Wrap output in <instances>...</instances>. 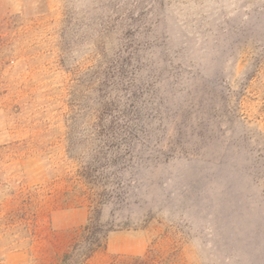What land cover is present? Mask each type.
Listing matches in <instances>:
<instances>
[{
	"label": "rangeland",
	"instance_id": "rangeland-1",
	"mask_svg": "<svg viewBox=\"0 0 264 264\" xmlns=\"http://www.w3.org/2000/svg\"><path fill=\"white\" fill-rule=\"evenodd\" d=\"M92 197L84 264H264V0H0V264Z\"/></svg>",
	"mask_w": 264,
	"mask_h": 264
},
{
	"label": "trees",
	"instance_id": "trees-1",
	"mask_svg": "<svg viewBox=\"0 0 264 264\" xmlns=\"http://www.w3.org/2000/svg\"><path fill=\"white\" fill-rule=\"evenodd\" d=\"M95 188L96 190L102 189L101 186L99 188L95 186ZM92 196L96 195L92 194ZM93 197L90 200V217L78 239L64 254L62 259L64 264H84L95 252L104 249L107 245L109 234L112 232V224L102 222L101 210Z\"/></svg>",
	"mask_w": 264,
	"mask_h": 264
}]
</instances>
